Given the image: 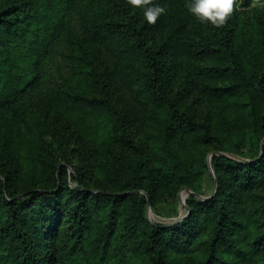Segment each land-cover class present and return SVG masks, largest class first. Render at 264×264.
<instances>
[{"label":"trees","instance_id":"trees-1","mask_svg":"<svg viewBox=\"0 0 264 264\" xmlns=\"http://www.w3.org/2000/svg\"><path fill=\"white\" fill-rule=\"evenodd\" d=\"M54 2L0 1V264H264V228L245 207L264 187V152L248 162L215 156L213 196H191L181 221L152 224L131 192L178 176L152 172L130 131L153 105L226 151L182 110L164 75L173 67L194 82L199 69L216 70L233 82L222 95L246 86L262 95L264 23L242 49L246 63L231 68L245 30L200 22L190 0H151L165 8L155 24L127 0Z\"/></svg>","mask_w":264,"mask_h":264},{"label":"rangeland","instance_id":"rangeland-1","mask_svg":"<svg viewBox=\"0 0 264 264\" xmlns=\"http://www.w3.org/2000/svg\"><path fill=\"white\" fill-rule=\"evenodd\" d=\"M49 1L54 2V0ZM253 4L254 0L248 4L246 0H236L228 19L233 29L246 32L245 37L240 32L234 39L231 49L239 50L231 52V58L227 62L231 68H241L239 66L241 61L246 63L248 57L244 55L242 49L246 48V51L250 52L248 44L255 38L253 34L255 35L259 27L258 22L264 23V7L260 6V0H255L256 6ZM180 34L179 36H182L181 31ZM216 74V70L199 69L195 81L192 82L185 71L179 72L171 67L165 72L164 80L167 91L176 98L182 110L204 124L209 135L216 138L221 146L228 148L226 151H217L212 143H201L197 139V133L175 126L160 108L153 105L147 107L144 104L143 119L130 126L132 139L146 153L150 170L160 172L161 169L167 170L172 167L178 176V180L170 182V185L166 184L163 188L154 186L151 183L154 179L152 177L146 181L147 190L132 191L134 195L139 196L141 202H145L144 214L152 224L168 225L181 221L189 214L187 200L191 196L201 201L213 196L217 175L214 169V177L209 168L211 154L219 157L222 155L218 153H221L225 155L223 157L248 162L264 152L262 129L257 131L264 86L262 95L258 86H246L238 95L227 97L220 92L225 86H233L232 78L230 82L229 78ZM174 158L179 160V166L173 167ZM188 191L193 194H187ZM179 195L186 196L185 206L181 204ZM148 200L151 213H148ZM247 206L252 209L251 212L256 218V223H252L255 230L264 228L261 225L264 224V187L256 189L249 196L245 204V207ZM228 258L233 264H241L232 259V256ZM113 264H124V262H113ZM127 264H143V262H127Z\"/></svg>","mask_w":264,"mask_h":264},{"label":"clouds","instance_id":"clouds-1","mask_svg":"<svg viewBox=\"0 0 264 264\" xmlns=\"http://www.w3.org/2000/svg\"><path fill=\"white\" fill-rule=\"evenodd\" d=\"M127 2L133 8H142L143 16L149 24H155L159 15L165 11L162 5L153 4L151 0ZM235 4L236 0H190L187 8L200 22L220 27L229 19ZM253 6H256L255 0ZM260 6L264 7V0H260Z\"/></svg>","mask_w":264,"mask_h":264},{"label":"water","instance_id":"water-1","mask_svg":"<svg viewBox=\"0 0 264 264\" xmlns=\"http://www.w3.org/2000/svg\"><path fill=\"white\" fill-rule=\"evenodd\" d=\"M219 155H222V156H225L221 153H218ZM215 154H211L210 157H209V168H210V171L212 173V175L215 177V172H214V167H213V164H212V158L214 157ZM216 188H217V181L215 180V183H214V191H216ZM133 193V192H131ZM187 194H193L191 191H188ZM179 198H180V201H181V204L183 206H185V200H186V196L182 197V195H179ZM148 203V213H151V209H150V203H149V200L147 201Z\"/></svg>","mask_w":264,"mask_h":264},{"label":"bare ground","instance_id":"bare-ground-1","mask_svg":"<svg viewBox=\"0 0 264 264\" xmlns=\"http://www.w3.org/2000/svg\"><path fill=\"white\" fill-rule=\"evenodd\" d=\"M182 197H184V196L182 195Z\"/></svg>","mask_w":264,"mask_h":264}]
</instances>
